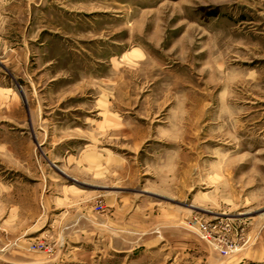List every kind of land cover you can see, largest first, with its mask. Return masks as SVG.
<instances>
[{"label": "rangeland", "instance_id": "1", "mask_svg": "<svg viewBox=\"0 0 264 264\" xmlns=\"http://www.w3.org/2000/svg\"><path fill=\"white\" fill-rule=\"evenodd\" d=\"M153 246L264 264V0H0V264Z\"/></svg>", "mask_w": 264, "mask_h": 264}, {"label": "crops", "instance_id": "2", "mask_svg": "<svg viewBox=\"0 0 264 264\" xmlns=\"http://www.w3.org/2000/svg\"><path fill=\"white\" fill-rule=\"evenodd\" d=\"M154 248L147 247L148 249L144 250L143 252H141L140 255H134L133 253H131L129 250H125V249H113V251L115 252V254H121L125 257V264H158V250L156 249L155 246H153ZM156 249V251H155ZM154 251V252H153ZM150 256V258L148 257Z\"/></svg>", "mask_w": 264, "mask_h": 264}]
</instances>
